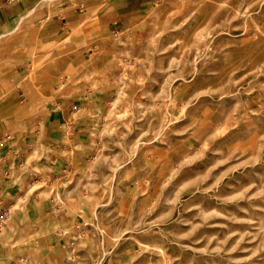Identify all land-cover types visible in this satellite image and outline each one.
Wrapping results in <instances>:
<instances>
[{"label": "rangeland", "instance_id": "rangeland-1", "mask_svg": "<svg viewBox=\"0 0 264 264\" xmlns=\"http://www.w3.org/2000/svg\"><path fill=\"white\" fill-rule=\"evenodd\" d=\"M199 1L100 34L92 67L33 62L26 81L57 70L98 98L64 264H264V0Z\"/></svg>", "mask_w": 264, "mask_h": 264}, {"label": "crops", "instance_id": "crops-1", "mask_svg": "<svg viewBox=\"0 0 264 264\" xmlns=\"http://www.w3.org/2000/svg\"><path fill=\"white\" fill-rule=\"evenodd\" d=\"M49 1L0 0V264H64L78 238L75 209L85 207L68 175L91 150L98 98L57 70L26 81L33 62L41 67L50 51L78 68L93 57L94 38L135 28L158 2L55 0L49 15ZM30 90L48 100L44 110Z\"/></svg>", "mask_w": 264, "mask_h": 264}, {"label": "bare ground", "instance_id": "bare-ground-1", "mask_svg": "<svg viewBox=\"0 0 264 264\" xmlns=\"http://www.w3.org/2000/svg\"><path fill=\"white\" fill-rule=\"evenodd\" d=\"M201 1H199L198 0V3H200ZM208 2V1H207ZM192 11V10H191ZM190 13V12H189ZM193 13V12H192ZM198 13V12H197ZM188 15V14H187ZM192 15V14H191ZM194 15V14H193ZM182 17V16H181ZM186 19V18H185ZM182 20V19H181ZM180 20V21H181ZM184 20V19H183ZM187 20V19H186ZM179 21V20H178ZM179 21V22H180ZM176 22V21H175ZM138 25V24H137ZM179 25V24H178ZM181 25V24H180ZM174 30V29H173ZM183 30V29H182ZM181 29L179 30V31H182ZM178 31V32H179ZM129 32V29L126 31H123V34H127ZM180 33V32H179ZM174 35V34H173ZM102 46V45H101ZM102 48V47H101ZM100 55H102V54H100V53H98L93 59H92V61L89 63V64H87V63H85V65H84V68H88V67H92L93 65V63H95V61L97 62V58H99L100 57ZM92 65V66H91ZM94 68V67H93ZM27 79H28V77H27ZM26 79V80H27ZM31 100H32V103H33V105H37V102L39 101V99L36 97V96H31ZM31 102V101H30Z\"/></svg>", "mask_w": 264, "mask_h": 264}]
</instances>
